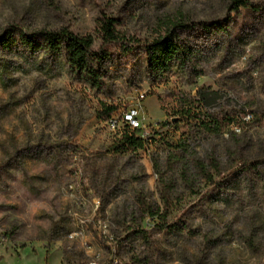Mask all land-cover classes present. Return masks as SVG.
I'll use <instances>...</instances> for the list:
<instances>
[{
    "label": "rangeland",
    "instance_id": "1",
    "mask_svg": "<svg viewBox=\"0 0 264 264\" xmlns=\"http://www.w3.org/2000/svg\"><path fill=\"white\" fill-rule=\"evenodd\" d=\"M231 1L0 0V35L68 28L92 36L96 49L104 16L140 41L176 21L217 26L180 31L199 62L160 86L139 49L123 55L112 48L95 89L61 57L19 42L0 47V264H264V170L232 174L244 158L260 156L264 164V117L237 132L235 143L201 126L205 116L179 111L181 100L204 91L215 98L205 111L264 115V12H230ZM102 103L116 106V117L139 111L144 149H111L120 132L99 117ZM214 152L222 172L214 178L226 177L221 189L208 186L193 164ZM161 180L174 186L168 221L185 222L174 233L157 228L165 209ZM140 192L154 216H142Z\"/></svg>",
    "mask_w": 264,
    "mask_h": 264
},
{
    "label": "trees",
    "instance_id": "2",
    "mask_svg": "<svg viewBox=\"0 0 264 264\" xmlns=\"http://www.w3.org/2000/svg\"><path fill=\"white\" fill-rule=\"evenodd\" d=\"M245 8L254 14L264 12V3H257L252 0H232L229 5V11H238ZM116 19L110 17H102L100 20V33L102 42L98 49L94 48V39L92 36L79 35L68 28L60 30L40 31L37 33H26L22 29L15 36L13 32L0 35V47L10 48L17 42L26 47L33 53H43L46 56H55L65 59L73 75L88 83L95 89H100L106 74L105 63L109 59L111 50L117 47L121 54L129 55L136 49L143 51L146 63L145 68L151 83L154 86H160L167 83L174 74H180L187 69L195 70L200 56L196 54L195 49L187 41L182 40L180 31H212L216 25H210L207 22H189L182 21L171 22L165 31L158 37L149 41H140L137 38H127L116 30ZM219 25V24H218ZM204 91H200L198 98L186 101L181 100V109L179 110L184 117L200 120L205 116V120L200 121V125L207 131L216 134L229 136V141L239 143L236 139L239 130H247L248 125L256 122L262 125L264 115L257 112L251 113V119L245 120L247 115L238 117L236 115L229 116L216 115L205 111L211 105L215 98H211ZM118 108L116 106L102 103L99 117L106 121L117 119L116 131L120 132L119 137L112 145L111 149L116 153H136L144 149L146 140L140 135H147L142 127L133 128L124 121L121 114L120 117L114 116ZM246 114V113H245ZM178 118L172 119L176 122ZM170 121L163 123L168 125ZM121 127L123 129L121 130ZM260 156L252 158H244L242 162L236 164L232 169V174H240L245 172L247 175H262L263 169L259 168L264 164ZM194 168L198 174L206 181L207 185L212 189H221L225 183L226 177H222L220 181H216L215 173L222 175L221 164L216 157L215 152L207 157V160L195 158L193 160ZM161 199L164 203V212L157 213L159 217L158 229L167 230L168 232L180 231L185 226V222L181 218H175L170 223L168 216L170 214V193L174 190V186L167 181L161 180ZM137 203L142 212V216H154L152 206L147 199L146 194L140 192L137 197ZM132 235L144 237L147 241L151 238V233L147 230L134 229ZM116 255V253H114ZM47 263V259L45 260ZM99 264V263H97ZM105 264H115L112 258Z\"/></svg>",
    "mask_w": 264,
    "mask_h": 264
},
{
    "label": "built area",
    "instance_id": "3",
    "mask_svg": "<svg viewBox=\"0 0 264 264\" xmlns=\"http://www.w3.org/2000/svg\"><path fill=\"white\" fill-rule=\"evenodd\" d=\"M124 117V121L130 124L133 128H139L142 127V124L139 119V111L137 109H130L122 113ZM251 115H248L245 120H250ZM109 126L112 129H116L117 126V119L113 118L111 121L108 122ZM236 132H239L240 130L238 128H235Z\"/></svg>",
    "mask_w": 264,
    "mask_h": 264
}]
</instances>
